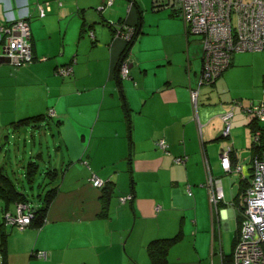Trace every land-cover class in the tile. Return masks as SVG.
Masks as SVG:
<instances>
[{"label": "crops", "instance_id": "0c3cea01", "mask_svg": "<svg viewBox=\"0 0 264 264\" xmlns=\"http://www.w3.org/2000/svg\"><path fill=\"white\" fill-rule=\"evenodd\" d=\"M2 1L4 20L28 17L30 26L35 58L11 73L18 77L21 109L31 114L52 109L56 178L63 173V185L78 190L82 202L78 209L54 211L60 189L47 223L10 230L0 264H151L149 241L176 233L181 236L170 246L167 264H233L226 260L233 258L239 236L254 156L251 116L233 103L244 105L246 97L248 103L264 101V49L233 53L214 82L200 85L195 106L191 87L199 84L202 45L187 34L184 20L167 31L145 25V0L132 8L128 0ZM152 1L153 9H162ZM38 2L50 5L44 16ZM139 8L141 31L131 45L129 75L119 85L115 64L125 40L110 24L135 25ZM165 15L178 14L169 8ZM73 58L72 73H56ZM5 69L0 62L1 77ZM231 108L230 132L223 135L222 115ZM161 137L166 149L156 142ZM228 146L232 168L226 171L221 154ZM181 155L187 159L176 161ZM208 174L221 177L224 197L217 205L203 184ZM93 175L112 181L104 211L103 186L93 184ZM88 186L98 192L82 191ZM129 193L133 197L121 201ZM68 197L78 204L75 192Z\"/></svg>", "mask_w": 264, "mask_h": 264}, {"label": "built area", "instance_id": "2783aa9c", "mask_svg": "<svg viewBox=\"0 0 264 264\" xmlns=\"http://www.w3.org/2000/svg\"><path fill=\"white\" fill-rule=\"evenodd\" d=\"M114 0H108L107 5ZM161 1V0H160ZM183 18L190 32L200 33L203 43V66L197 87H191L194 105H197L199 87L203 83L214 82L230 65L235 51L264 49V0H166ZM103 5L100 6L102 8ZM129 7H133V0ZM39 14L44 16L50 5L37 4ZM0 42L5 45L0 55L8 57L15 65L31 62L34 58L30 41V26L25 17H9L0 23ZM94 35L93 31H90ZM134 33V27L126 23L115 30V35L125 41ZM130 62L127 59L121 65V75H129ZM72 66L61 65L56 69L58 74H67ZM234 106V105H233ZM249 113L264 118V101H251L247 108ZM233 108L223 113L225 126L223 135H228L231 127ZM260 130L253 133V139L259 138ZM157 144L167 148L165 138ZM230 149L225 148L221 154L222 165L226 171L232 168ZM187 155L176 156L175 160L184 162ZM252 179L245 188V207L240 225L239 236L233 249V264H264V151L253 156ZM95 185H102L104 180L98 175L92 176ZM209 190L210 201L217 205L224 197L221 177L208 174L203 183ZM121 201L131 198V193L122 195ZM16 211H7L5 218L8 224L25 228L31 221L33 213L28 204L16 202ZM37 255L47 256V251L38 250Z\"/></svg>", "mask_w": 264, "mask_h": 264}, {"label": "rangeland", "instance_id": "374dc122", "mask_svg": "<svg viewBox=\"0 0 264 264\" xmlns=\"http://www.w3.org/2000/svg\"><path fill=\"white\" fill-rule=\"evenodd\" d=\"M3 3L4 2L0 0V23L6 22V19L4 20L6 11L4 10ZM145 4H148L147 7ZM152 4V0H145L144 3H141L143 11L145 13V25H161V30L167 31L170 29L168 25H179L177 23V19L183 21V18L178 15L166 16L165 14L169 12V8L153 9ZM144 8H146V10ZM9 16L12 17L14 16V14ZM190 38H196L200 40L201 43H199L202 45L203 54V43L201 40L202 35L200 33L191 32ZM4 45L5 41L0 42V49H2ZM248 51L251 50H242L239 53L245 54L249 53ZM235 53H237V51H235L234 54ZM1 65L4 69H6L5 75L3 77L0 76V164L4 165L5 171L11 176V178L17 184L18 188L27 193L31 202L39 201L37 199L39 193L44 194L47 188H50L53 185H58V191L61 189L62 194H60L59 198L55 199L56 202L54 211L58 210L59 208L60 210H63L65 208L69 210L81 208L82 196H79L80 192L76 189L71 190V187L63 185V173L60 172V175L55 180H52L51 176L47 174V170L49 167L53 168L56 166L57 168H60L59 159H57L56 157L57 152L55 149L57 139H55L54 135L52 134V130L55 129L53 126L55 124L54 118L49 119L46 122H42L41 124L43 125L39 126L30 124L15 127L10 124L11 118L18 119L22 116H26L25 114L31 115V113H28V111L21 109L24 106V100L19 95L20 87L18 85V77L11 75V73L14 72L15 69L22 68L24 66H16L11 61L1 62ZM6 93H8L9 98V101L7 102L5 100ZM260 99L261 98L257 99L255 102H259ZM243 100L247 103L242 105L241 102L238 101L234 102L233 105L240 106L246 112H248L246 108L249 104L248 102L250 101V98L246 97L245 99L243 98ZM8 106L10 107L8 108ZM35 113L38 112L35 111ZM260 122L264 126V118H261ZM226 148H229V146ZM40 149L44 152V156L42 159L40 156H38V152L40 151ZM31 159L38 160L40 164L39 173H37L33 182H30L26 175V166ZM82 191L92 194L93 192H98V189L88 186L86 188H82ZM72 192L76 193L78 197V204H75L73 199L71 197H68V195ZM16 205V202L12 201L9 205L8 211L15 212L17 209ZM5 215V202L4 199L0 197V222L6 221ZM47 222L48 219L45 223ZM6 223L5 226L12 232L21 231L24 229L20 228L19 225L12 226ZM37 228L38 227L28 226V228L26 229L28 230Z\"/></svg>", "mask_w": 264, "mask_h": 264}, {"label": "trees", "instance_id": "16d2710c", "mask_svg": "<svg viewBox=\"0 0 264 264\" xmlns=\"http://www.w3.org/2000/svg\"><path fill=\"white\" fill-rule=\"evenodd\" d=\"M128 1L130 4V2L132 0H128ZM154 1H155V5L158 8L167 7V8H170L173 13L176 12L172 8L171 3L169 1L168 2L166 0H161V1L160 0H154ZM102 5H103V7L105 6L104 4H102ZM133 7H137V0H133ZM138 11H139V21L135 25L131 24V26L133 25V27H134V33L129 40L125 41L124 47L121 50V52L119 53V56L117 57V61L115 64V76L117 78V82L119 83V85H121L122 78H123V76L121 75V65L126 59H127V61L129 60L132 42L136 38V36L139 34V32L141 31L140 21L142 20V12L143 11L141 8H139ZM25 19L28 20V17H25ZM125 24H126V22L119 23L117 25L111 23L110 25H112L113 28L116 30V28H118V26L125 25ZM83 25H85L84 21H83ZM186 29H187V34L188 33L191 34L190 29L189 28H186ZM91 36L94 38V35H91ZM34 58H35V56H34ZM34 58H33V60H34ZM231 61H230V64H231ZM74 62H75V59L73 58L68 63L58 65L56 67V69L61 65L72 66V70L70 71V73H72ZM203 64L204 63L202 62V66H203ZM70 73H67V74H70ZM67 74H60V75H67ZM122 103H123V106L125 107L126 115L128 117L127 122L129 125V131H130L129 132V137H130L129 144H130V148H131L132 137H131L130 121H129L130 120L129 119L130 113H129V105H128V102H127V99L125 96H123ZM51 110L52 109H50V107H49V109L47 111L22 116L18 119L10 121V124L12 126H15V127L28 125V124H33V125L39 126L42 122H45L51 118V115H52ZM249 114H250L251 118H250L248 124L250 126L251 132L255 133L257 130H260L258 140H256V141L253 140V151H254V156H255V155L262 153L264 151V138H263L264 126L260 122L261 118L258 117V115L252 114V113H249ZM40 153H41V151L38 152V156H40ZM42 158L43 157H41V159ZM39 166H40V164H39L38 160H36V159H31L28 162V164L26 166V168H27L26 175H27L30 182H33L35 180L37 173H39ZM47 174H49L51 176L52 180H55V178L57 176V168L56 167H53V168L49 167L47 170ZM92 181H93V179H92ZM250 181L251 180H249L248 183H250ZM93 184H94V182H93ZM98 186H103L102 187V194L100 196L102 198V205H103L102 210L104 211L107 208L108 195L113 190L112 181H110V179L104 180L103 184L98 185ZM246 186H245V188H246ZM58 188H59L58 185H53L52 187L47 188L46 192L44 194H41V193L38 194L37 199L39 201L31 202L27 193L18 188L17 184L14 182V180L11 178V176L5 171L4 165L0 164V197L3 198L4 202H5V213L9 210V205L11 204L12 201H14V202L22 201L25 203H29L28 204V208H29L28 211L33 213V216L31 217V221L27 226H36V227L43 226V224L45 223L46 218H47L46 216H47L49 206H50L51 202L53 201L54 197L56 196V194L58 192ZM132 197H133V193H131V198ZM5 223H6V221L0 222V252L3 255V259H4V255L6 253L7 236L10 233V230L7 229V227L5 226ZM6 224H8V223H6ZM10 225L14 226V224H10ZM180 236H181V233H176L173 236L157 237V238L151 239L149 241V243L147 244V250H148L149 255L151 257V264H167V260H168L167 255H168L169 248L173 243H175L178 240V238ZM236 240H235V243H236ZM226 261L227 262H233V258L227 259Z\"/></svg>", "mask_w": 264, "mask_h": 264}, {"label": "water", "instance_id": "95a60500", "mask_svg": "<svg viewBox=\"0 0 264 264\" xmlns=\"http://www.w3.org/2000/svg\"><path fill=\"white\" fill-rule=\"evenodd\" d=\"M4 61H10V59L8 57H5L4 55H0V62Z\"/></svg>", "mask_w": 264, "mask_h": 264}, {"label": "clouds", "instance_id": "9594fccd", "mask_svg": "<svg viewBox=\"0 0 264 264\" xmlns=\"http://www.w3.org/2000/svg\"><path fill=\"white\" fill-rule=\"evenodd\" d=\"M15 17V16H14ZM7 20V19H6Z\"/></svg>", "mask_w": 264, "mask_h": 264}]
</instances>
